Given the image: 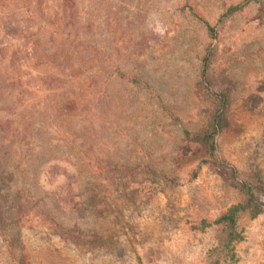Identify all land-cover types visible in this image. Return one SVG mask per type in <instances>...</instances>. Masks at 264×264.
Wrapping results in <instances>:
<instances>
[{"label":"rangeland","instance_id":"obj_1","mask_svg":"<svg viewBox=\"0 0 264 264\" xmlns=\"http://www.w3.org/2000/svg\"><path fill=\"white\" fill-rule=\"evenodd\" d=\"M0 264H264V0H0Z\"/></svg>","mask_w":264,"mask_h":264},{"label":"trees","instance_id":"obj_2","mask_svg":"<svg viewBox=\"0 0 264 264\" xmlns=\"http://www.w3.org/2000/svg\"><path fill=\"white\" fill-rule=\"evenodd\" d=\"M208 28L214 33L215 29L212 26L208 25ZM213 36L215 37V34H213ZM202 80L208 92L218 100V106L212 116V119L209 123L208 129L206 130V132L202 135H196V138L206 146L209 154L212 157L213 162H215L216 164L230 167L232 172L235 174L236 169L233 166H231L229 162L217 157V154H216V150H217L216 137L220 133L221 128L223 126L222 118H223V113L225 112V108H226V95L223 92L216 91L211 86L207 73H206V66L203 67ZM239 182H240V187L243 189V191L245 192L247 196V201H246L245 206H250L252 204H258L259 199L255 195L253 188L249 184H247V182L245 181L240 180ZM23 206H24L23 204L18 203L13 208H17L21 210ZM242 207L244 206H241L240 208ZM234 213H235V210L233 209L229 216L226 215V218L233 219Z\"/></svg>","mask_w":264,"mask_h":264}]
</instances>
